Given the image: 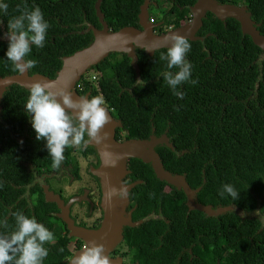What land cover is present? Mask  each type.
<instances>
[{
  "label": "trees",
  "instance_id": "1",
  "mask_svg": "<svg viewBox=\"0 0 264 264\" xmlns=\"http://www.w3.org/2000/svg\"><path fill=\"white\" fill-rule=\"evenodd\" d=\"M195 1L149 0L148 9L152 4H168L159 19L149 16L154 30L161 33L178 27L189 18ZM217 1L245 6L264 36V0ZM95 2L0 0L8 5L7 12L0 10V76L18 73L6 56L4 34L8 22L23 15L25 6L29 11L38 6L49 23L44 47L32 44L25 58L37 61L28 73L54 78L62 57L88 46L93 40L92 27H102ZM143 2L101 0L99 7L108 28L115 31L124 26L140 28L138 14ZM195 35L200 38L189 39L191 49L186 55L192 65L190 80L178 86L183 98L174 95L163 79L165 72L179 70L168 69L167 60L160 59L168 47L155 49L151 55L136 48L138 75L130 57L110 52L90 67L96 72L93 82L80 78L77 92L88 94V98L104 97L106 108L120 122L115 140L165 135L171 146L158 143L154 150L165 170L184 175L195 190V203L235 207L217 215L190 209L182 188L160 180L150 163L131 157L129 172L122 180L135 183L128 191V200L130 197L135 203L133 218L143 219L153 209L168 220L140 223L129 213L136 225L125 229L132 264H264V51L242 33L238 20H221L210 11ZM29 89L11 84L0 100V234L15 230V212L35 217L55 237L54 243L45 244L49 251L43 264H66L73 254L70 241L75 238L76 249L82 248L83 241L68 236L65 222L55 213L57 203L47 201L39 185L41 175H55L58 168L52 166L46 140L36 139L26 112ZM85 139H89L87 135ZM89 153L99 157L89 144L65 149L64 160L70 162L71 174L78 175L76 155ZM225 184L239 192L237 200L223 191Z\"/></svg>",
  "mask_w": 264,
  "mask_h": 264
},
{
  "label": "water",
  "instance_id": "2",
  "mask_svg": "<svg viewBox=\"0 0 264 264\" xmlns=\"http://www.w3.org/2000/svg\"><path fill=\"white\" fill-rule=\"evenodd\" d=\"M100 1L95 2L96 15L101 23V28H94L92 42L68 56L62 57V65L57 75L54 78H49L39 73L29 74L28 71L24 74L15 73L4 77L0 76V100L5 88L11 84H18L25 88H30L31 83L34 81H49L53 83L57 89L65 88L72 94L74 99L80 97H88V94L80 95L77 91H71L75 82H77L83 72L90 69L99 61L104 59L110 52L125 53L131 59L136 74H139L137 65L136 48H143L149 55L155 49L161 47H170L171 41L167 37L172 33H177L187 37L190 40H196L200 37L196 36L197 29L202 24V18L207 11L212 12L219 19L224 20L226 17H233L239 21L242 33L248 34L253 42L264 51V36L261 35L256 29L250 13L245 6H237L228 3H219L217 0H196L190 7L191 19L185 23L180 24L178 27L171 28L161 33H155L154 24H149V16L147 13L149 0H144L140 6L138 14V24L140 28L134 26H124L118 30L112 31L108 28L107 23L103 19L104 14L100 11ZM90 28V27H89ZM151 48L153 50H146ZM1 109V106H0ZM110 123H108L104 132H107V138L102 144L90 142L97 151L100 164L98 167H91L90 171L99 178L100 187L102 191L101 207L103 209V219L101 225L97 229H89L86 227L78 226L74 223L73 219L69 216V206L74 201L82 200L80 196L71 197L66 204L57 194L48 190L47 185L44 186L45 199L47 201H55L60 209L59 217L65 222L68 229L69 237L80 238L84 242V247L76 249L66 264H72L73 258L78 255L85 247L89 246L92 242L102 244L105 248V254L111 249V246L117 241L116 238L121 225H135L132 223L128 214L127 218L123 217L125 206L128 200V191L134 186L135 183L123 184L122 179L129 172L127 169V161L131 157L140 158L142 161L150 163L155 175L160 180H165L167 183L182 188L186 196V204L190 209H199L208 215H217L228 209H234L233 205L227 207L212 208L210 205H202L195 203L194 192L187 184L184 175L171 174L163 168L159 155L155 152L154 146L158 143H165L171 146L165 135L160 137L151 136L149 139H130L119 142L114 138L115 127L120 125V122L115 120L111 113ZM105 152L109 156H105ZM115 160V166H111L106 161ZM127 189V196L120 197L113 195L109 198L108 193L111 189L119 190L121 187ZM116 239V240H115ZM112 264H122L121 259L110 258Z\"/></svg>",
  "mask_w": 264,
  "mask_h": 264
},
{
  "label": "clouds",
  "instance_id": "3",
  "mask_svg": "<svg viewBox=\"0 0 264 264\" xmlns=\"http://www.w3.org/2000/svg\"><path fill=\"white\" fill-rule=\"evenodd\" d=\"M7 9L6 3H0V10L7 12ZM7 28L8 31L4 34L8 40L6 56L15 65L14 70L24 74L37 64L36 60L25 58L30 53L32 44L38 48L44 47L49 23L38 6L31 11L25 6L23 15L10 20ZM167 39L171 41V46L166 54H161L160 59L167 60L168 69L179 70L175 73L165 72L163 79L174 95L183 98L184 93L178 90V86L190 80L192 65L186 60V55L191 49V44L187 37L177 33L170 34ZM191 83L195 84L196 81L192 80ZM29 93L25 109L31 116L36 139L46 140L54 168L60 167L66 148H86L90 142L99 145L106 140L108 134L103 130L111 118L102 95L74 99L66 87L57 89L49 81L32 82ZM86 135L89 138L87 140ZM105 156L108 157L109 153L105 152ZM106 162L111 166L116 163L115 160ZM223 191L229 193L233 200L239 198V192L231 184H225ZM113 195L126 197L127 189L123 186L119 190L113 188L108 196L111 198ZM13 215L15 230L9 235L0 234V264H43L49 251L45 244L55 241L53 232L35 217H29L19 211ZM72 264L112 262L105 254L104 246L92 242L73 258Z\"/></svg>",
  "mask_w": 264,
  "mask_h": 264
},
{
  "label": "flooded vegetation",
  "instance_id": "4",
  "mask_svg": "<svg viewBox=\"0 0 264 264\" xmlns=\"http://www.w3.org/2000/svg\"><path fill=\"white\" fill-rule=\"evenodd\" d=\"M168 28L165 29V31ZM171 29V28H170ZM119 137V136H118ZM124 140V137H119L117 141L122 142ZM75 152V149L73 150ZM75 155V153H74ZM76 159L79 163V169H78V175L75 176L70 173L68 170V167H70V162H66V160L62 161L60 167L58 168L57 174H49V175H41L38 179L39 185L42 190H44V186L47 185L48 189L52 190L54 193L59 194L61 199L63 200V204H66V202L69 200V198L73 196H80L82 197V200L80 201H74L69 206V216L74 220V223L79 226H83L89 229H97L102 222L104 213L103 209L100 205L101 198H102V191L100 187L99 179L92 174L90 171L91 166L98 165L100 163L99 157L95 154H87V155H76ZM82 163H85V174L90 178L87 180V183L85 184H78L76 190L73 191H65V187L71 186L74 182L79 183L82 181L83 173L81 169ZM46 176H48L46 178ZM123 184H128L129 182L123 181ZM77 205L79 207H84V210L79 216L77 213H74V206ZM135 209V203L133 200L130 199L125 206V211L123 212V217L127 218L128 214L132 216L131 219L134 221H140V223L145 220H151V219H160L165 220V222H168V220L165 219L164 215L160 211L151 210L148 211L146 215H144V218H133L132 212ZM60 212V209L55 212L58 214ZM139 215V214H138ZM139 223V224H140ZM138 225V224H137ZM131 227V225H124L123 230V241H121L118 245V247L111 251V255L117 256L122 259L123 264H132L131 263V254L129 251V246L127 245L126 239H125V229L126 227ZM136 226V225H135ZM158 238L161 237V233H159ZM84 245V244H83ZM83 247V246H82ZM81 249V248H80ZM73 250H76L75 242Z\"/></svg>",
  "mask_w": 264,
  "mask_h": 264
},
{
  "label": "rangeland",
  "instance_id": "5",
  "mask_svg": "<svg viewBox=\"0 0 264 264\" xmlns=\"http://www.w3.org/2000/svg\"><path fill=\"white\" fill-rule=\"evenodd\" d=\"M164 2V1H163ZM166 8H168V4H163V5H160L159 7H156L155 5H151L150 7H149V9H147V13H148V16H153V17H155L156 19H159L160 17H161V11L162 10H164V9H166ZM189 11H190V9H189ZM191 17H192V15H191V11H190V14H189V18L188 19H186L185 21H183V23H185L186 21H188V20H190L191 19ZM148 23L149 24H152V22L150 21V18H149V20H148ZM167 30H169V29H167ZM166 30V31H167ZM153 32H155V33H157L155 30L153 31ZM95 71L94 70H91V69H89V70H87V71H85V72H83V74L81 75V77H85V78H87V79H89V80H92V82L94 81L93 80V76L95 75ZM80 77V78H81ZM80 85V79L77 81V82H75V84H74V86L72 87V89H71V91H77V89L80 87L79 86ZM109 112H111L110 111V109H107ZM81 171H82V173H83V179H82V181L81 182H79V183H76V182H74L71 186H67V187H65V191H68V192H70V191H73V190H76V188H77V185L78 184H85V183H87V180H89L90 178L85 174V163H82V165H81ZM123 183V182H122ZM83 210H84V207H79V206H77V205H75L74 206V213H77L79 216H81V214H82V212H83ZM124 225L125 224H123V225H121V227H120V230L118 231V234L119 235H117V237L118 238H116L117 239V241L115 242V244L113 245V246H111V249L108 251V253H107V255L110 257V258H118L117 256H112L111 255V251L112 250H114V249H116L117 247H118V245H119V243L121 242V241H123V230H124ZM115 239V240H116ZM74 242H75V238H73L71 241H70V249H71V251L73 252L74 250H73V247H74ZM84 243V242H83ZM121 259V258H120ZM121 262H122V259H121ZM123 264V263H122Z\"/></svg>",
  "mask_w": 264,
  "mask_h": 264
},
{
  "label": "built area",
  "instance_id": "6",
  "mask_svg": "<svg viewBox=\"0 0 264 264\" xmlns=\"http://www.w3.org/2000/svg\"><path fill=\"white\" fill-rule=\"evenodd\" d=\"M150 21L152 22V19L150 18ZM171 27H168V29H170ZM93 78H94V76H93ZM83 247H84V245H83Z\"/></svg>",
  "mask_w": 264,
  "mask_h": 264
},
{
  "label": "crops",
  "instance_id": "7",
  "mask_svg": "<svg viewBox=\"0 0 264 264\" xmlns=\"http://www.w3.org/2000/svg\"><path fill=\"white\" fill-rule=\"evenodd\" d=\"M84 244V243H83ZM74 252V251H73Z\"/></svg>",
  "mask_w": 264,
  "mask_h": 264
}]
</instances>
